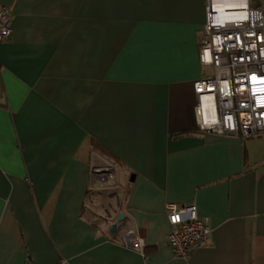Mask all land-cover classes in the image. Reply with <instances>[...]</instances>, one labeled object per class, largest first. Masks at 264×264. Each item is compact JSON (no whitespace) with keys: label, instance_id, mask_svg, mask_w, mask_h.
Masks as SVG:
<instances>
[{"label":"crops","instance_id":"crops-1","mask_svg":"<svg viewBox=\"0 0 264 264\" xmlns=\"http://www.w3.org/2000/svg\"><path fill=\"white\" fill-rule=\"evenodd\" d=\"M205 4L0 0V264H264V130L193 122ZM106 163L117 184L95 181ZM167 203L212 228L185 258Z\"/></svg>","mask_w":264,"mask_h":264},{"label":"built area","instance_id":"built-area-1","mask_svg":"<svg viewBox=\"0 0 264 264\" xmlns=\"http://www.w3.org/2000/svg\"><path fill=\"white\" fill-rule=\"evenodd\" d=\"M205 14L197 36L198 58L211 67V74L193 82L194 125L205 133L253 136L264 130V4L206 0ZM11 32V10L0 5V42ZM91 173L99 185L117 184L111 163L94 166ZM165 212L174 257L185 258L207 242L212 228L197 214L195 204L167 203ZM130 245L145 255L141 238L135 236Z\"/></svg>","mask_w":264,"mask_h":264},{"label":"water","instance_id":"water-1","mask_svg":"<svg viewBox=\"0 0 264 264\" xmlns=\"http://www.w3.org/2000/svg\"><path fill=\"white\" fill-rule=\"evenodd\" d=\"M118 219H122V214H118ZM115 230V224L113 223V224H111V226H110V231H114Z\"/></svg>","mask_w":264,"mask_h":264},{"label":"rangeland","instance_id":"rangeland-1","mask_svg":"<svg viewBox=\"0 0 264 264\" xmlns=\"http://www.w3.org/2000/svg\"><path fill=\"white\" fill-rule=\"evenodd\" d=\"M203 71L205 73H208L209 75L211 74V68L210 67H207V66H203ZM105 165V164H104Z\"/></svg>","mask_w":264,"mask_h":264},{"label":"snow or ice","instance_id":"snow-or-ice-1","mask_svg":"<svg viewBox=\"0 0 264 264\" xmlns=\"http://www.w3.org/2000/svg\"><path fill=\"white\" fill-rule=\"evenodd\" d=\"M174 219H178V217H174Z\"/></svg>","mask_w":264,"mask_h":264}]
</instances>
